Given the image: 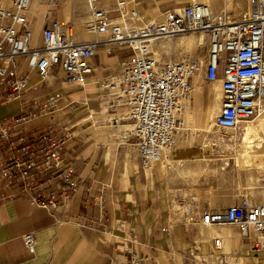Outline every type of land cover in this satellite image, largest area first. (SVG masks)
<instances>
[{"label": "crops", "instance_id": "obj_1", "mask_svg": "<svg viewBox=\"0 0 264 264\" xmlns=\"http://www.w3.org/2000/svg\"><path fill=\"white\" fill-rule=\"evenodd\" d=\"M84 1L79 0L80 9L88 7V12L76 20L67 7L63 9L62 6L64 19L73 21L80 41L105 40L107 34L86 30L85 24L91 18V12L87 1ZM201 1L211 9L212 1L216 7L217 0ZM251 1L238 0L234 6L235 16L246 7L248 10ZM7 2L9 4L10 0ZM180 2L184 1L131 0L130 6L137 8L144 20H152L162 17L161 8L176 7ZM65 3L70 7L73 0H65ZM43 5L46 12L39 25L38 13ZM54 6L51 0L31 1L28 14L35 44H41L42 30L51 19L62 17L59 9L53 15ZM104 6L114 9L117 4L105 0ZM189 34L162 45L157 41L154 50H158L162 58L172 53L174 57L169 59L197 56L202 60L208 53V35L205 32ZM201 38L206 43L204 49H198ZM163 46H169L168 53L161 51ZM132 55L133 50L128 45L101 43L93 55L95 71L83 83H69L55 75L41 79L37 72L32 71L29 73L31 87L21 95L8 97L0 89V166L12 154L14 146L50 124L67 127L71 131L64 153V166L70 170L69 182L59 184L56 206L33 202L29 193H37L36 189L26 192L0 183V264H134V260L138 264H192L189 251L194 245L204 253L213 248L219 254L235 258L238 264H257L264 258V251L255 248L252 236L243 235L238 225L204 224L202 211L212 209L201 208L202 204H187L184 212L177 209L185 206L182 202L189 200L184 195L189 185L185 176L191 171L201 172L195 186L206 198L211 197L224 208L237 199L236 189H224L219 186L217 178H213L218 169L228 168L231 157H224L218 165L222 157L217 156L213 146L206 144L210 132H200L207 122L216 127L215 117L222 104L220 79L208 81L194 76L192 90L181 113L184 121L177 134V145L165 152L163 165L143 168L138 152L135 154V142L123 139L128 145L125 154L131 157L128 159L131 163H127L125 171L118 172L122 161L114 153L119 150L118 144L113 142L107 128L99 127L101 120H96L95 115L104 113V98L106 103L118 100V92L110 90L108 82ZM105 61L113 65L114 73L110 76H105ZM18 62L20 67L22 56ZM24 68L25 64L20 69ZM51 90L61 94L55 111L38 113L34 100H42ZM24 112L30 113L27 119L9 123L12 116H20ZM1 128H6L8 134L3 136ZM191 132L196 133L195 140L202 144H187L192 142ZM233 158L239 167H250L260 172L252 162L247 166L241 165L237 152ZM50 191L49 187H44V199H48ZM101 192L104 196L101 202L92 199V194ZM256 199L264 202V190L256 194ZM194 207L199 208L197 212H193ZM188 217L192 220L188 221ZM28 232H34L36 236L34 251L24 242V235ZM215 237L221 238L218 246Z\"/></svg>", "mask_w": 264, "mask_h": 264}, {"label": "built area", "instance_id": "obj_2", "mask_svg": "<svg viewBox=\"0 0 264 264\" xmlns=\"http://www.w3.org/2000/svg\"><path fill=\"white\" fill-rule=\"evenodd\" d=\"M32 0H0V89L8 97L21 95L31 87L29 73L37 72L41 79L52 75L74 84L83 83L95 71L91 58L104 41H79L74 37L71 20L52 18L44 27L41 44L33 41L34 31L28 17ZM58 5L60 0H51ZM105 0H88L91 18L86 22L90 33H106L109 41L128 42L133 46L132 57L122 65L118 105H125V116H113L118 126L124 118L131 122L125 139L134 141L143 168H150L163 159L177 140L182 123L181 113L194 76L202 70V62L194 57L162 62L154 57L150 39L186 31H207L209 46L205 62V79L221 80L222 104L216 116L220 130L237 128L241 121L256 116L264 104V0H252L251 7L240 17L231 13H215L205 2L191 1L163 11L164 18L144 25L120 24L115 16L140 18L131 0H113L117 7L107 9ZM23 57L18 67V58ZM109 89L115 82L109 80ZM60 92L51 90L42 100H34L38 113L54 112ZM24 112L12 116L10 124L29 117ZM3 136L8 134L1 128ZM71 135L67 127L50 124L13 148L12 154L0 166V183L16 186L29 193L33 202L56 206L61 182H69L70 170L64 166L65 143ZM264 182V180H263ZM48 184L47 186H44ZM44 187L50 188L48 199ZM67 190V187H63ZM91 194V193H90ZM101 202V193L92 194ZM204 224H236L245 236H252L254 247L264 251V202L233 204L224 209L203 210ZM24 242L35 250L34 232L24 235ZM215 244L221 238L215 237ZM134 264H138L134 260Z\"/></svg>", "mask_w": 264, "mask_h": 264}, {"label": "rangeland", "instance_id": "obj_3", "mask_svg": "<svg viewBox=\"0 0 264 264\" xmlns=\"http://www.w3.org/2000/svg\"><path fill=\"white\" fill-rule=\"evenodd\" d=\"M78 0H73V2H77ZM164 1V0H162ZM178 1H184V2H180L177 4V6L185 4L186 2H191L192 0H178ZM196 1H200L201 0H196ZM112 2L116 5V2H114L112 0ZM65 3V0H60L58 5L54 6V10H53V15H56V11L59 9L61 10V19H63V14H64V10H62V6ZM168 3V2H165ZM238 3V0H228V1H224V0H217L215 1L216 7H214L212 1L210 2V5L212 6V10L215 13H231L235 16L236 10L234 8V6H236ZM164 4H161V6H163ZM77 7L81 8V5H78ZM247 9V7L245 9L242 10V12L239 15H236L235 17H240L245 13V10ZM142 10L144 11V9L142 8ZM164 8H161L160 11H164ZM163 17H161L159 20L163 19ZM65 20V19H64ZM132 23H135L133 19H131ZM79 25V24H77ZM70 26L72 27V31H74V26H73V21L71 20ZM86 27V24H85ZM193 31V30H190ZM190 31H186V32H179V33H175L172 37H167V38H163L160 39L158 41L159 44H163L165 42H170V41H174V40H180L181 38L190 35L188 32ZM43 32V30H42ZM185 33V34H182ZM107 37V35H106ZM41 39H42V33H41ZM206 46L205 41L201 38V41L199 42V48L198 49H204V47ZM207 46H209V39H208V43ZM208 50V48H207ZM164 53H168L169 52V46H163V49L161 50ZM156 52H158V54L160 55V52L158 50H156ZM101 57V56H99ZM174 57V54L172 53H168L164 56V59L162 62L168 61L169 58ZM131 58V57H130ZM129 58V59H130ZM128 59V60H129ZM207 60V52L204 55V58L202 59V70L197 73L196 75H198L200 78L204 79L205 78V73H204V67H205V62ZM92 63L95 65L96 61L94 56H92L91 58ZM106 66H104L103 70L105 71V76H110L112 73H114L113 69V65L111 62L109 61H105ZM103 73V74H104ZM103 76V75H102ZM208 82H205V84H207ZM192 90V88H191ZM104 100V113L101 114H97L95 115L96 120H101V124H100V128H107L113 138V142L115 144H118V148L119 150L115 151L114 153L117 154V156H120L121 158V163L119 164L120 166L118 167V172H122L125 171L127 168V163H131L130 156H126L125 152L128 149V145L126 144V141H122L123 139H125V130L131 127V122L124 118L121 122V124H119L118 126H115L111 121V117L113 116H125L128 112V109L125 105H118L116 111L113 113L110 109L109 106L111 104H116L117 101L113 100L111 102H107L106 103V98L103 99ZM254 118V117H253ZM252 119V118H251ZM214 130L216 131V133L218 134V136H221L223 138V140L219 139L218 136L211 138L208 137L207 145L209 146H213L215 151L218 152L217 156L222 157V159L219 160V162H217V164H221L223 162V158L224 157H231L229 159L230 161V165H228V168L226 170H222V169H218L217 173L214 172L213 174V178H217L219 186H221L224 189H236L235 191V197L237 198L236 200H233L230 204L228 205H233V204H241L244 200H246L249 204H258L261 203L262 201H257L256 199V194L263 191L264 190V185L262 182V179H264V165L261 166L260 172H258L256 169L253 168H241L239 167V165H237L235 163V160L233 157H235V152L238 153V155L240 156V162L241 165H243L244 161H247V158L249 159L248 162H252L253 160V152H246V154L244 153V135L242 133V127L238 126L235 129H231V130H219L218 128H214ZM116 134V135H115ZM192 142L187 143V144H202L200 142H197L195 139L197 138L196 133L191 132L190 134ZM175 145H177V143H175ZM251 151V150H250ZM137 149H135V154H137ZM248 153V154H247ZM133 154H131L132 156ZM252 157V158H251ZM254 161V160H253ZM216 162V161H215ZM157 164H164V159L160 160L159 162H156L153 164V166H156ZM254 164V162L252 163ZM201 175V172H188L186 173L185 178L187 179V181L189 182V185L187 186V191L184 192V195H186L189 200L184 201L182 203L185 204V206H180L177 209L181 212H184L187 208L186 205L187 204H191V205H195V204H202L201 208H210L212 210H217V209H222L225 206H221L218 202L214 201L213 199L210 198H206V196L202 195L200 189L198 188V186H195L196 181L198 182L199 176ZM208 176V175H207ZM210 177L212 178V176L210 175ZM209 177V178H210ZM196 199V200H194ZM181 203V205H182ZM227 205V206H228ZM199 208L194 207V211L193 212H197ZM188 221L192 220L191 217L187 218ZM201 225L205 228L206 226L201 223ZM198 243V242H197ZM190 256H192L193 259V263L192 264H238L236 259L227 255H222L216 252V250H213V248L211 250H209L207 253L201 252V250H199L198 245H194L192 250L189 251ZM264 263V258L261 260L257 261V264H263Z\"/></svg>", "mask_w": 264, "mask_h": 264}, {"label": "bare ground", "instance_id": "obj_4", "mask_svg": "<svg viewBox=\"0 0 264 264\" xmlns=\"http://www.w3.org/2000/svg\"><path fill=\"white\" fill-rule=\"evenodd\" d=\"M86 1H87L88 6H89L88 0H85L84 3H86ZM78 5H81V3L79 2V0L77 2H73L70 7H68L67 4L64 3L63 4V9L65 7H67V10H69V12L73 15L74 19L76 20V17H82L84 15V12H88V7L87 8L85 7L83 9H80V7H77ZM32 7H33V4L31 6V9H32ZM89 8H90V6H89ZM45 12H46V6L43 5L41 7V9H40V12L38 13V15H39L38 24L39 25L41 24V21H42V18L44 17ZM90 12H91V9H90ZM163 16H164V13H162V17ZM28 17H29V14H28ZM159 19L160 18H155V19H152V20H144L141 17V15H140V18H138V19L135 18L134 19V22H136L137 25H144L145 23L152 22V21H156V20H159ZM29 20H30V18H29ZM114 21H116L117 23H120V24L132 22L130 20L128 21L125 16H120V15L114 17ZM77 24H78V21H77ZM73 32H74L75 39L76 40H79L76 37L75 31H73ZM197 32H205L208 35V32L207 31H190L188 33H197ZM102 34H106V33H102ZM182 34H185V33H182ZM172 36H175V35H173V34H171V35H160V36L152 37L150 39L151 50H152V53H153V55H154L155 58H157V59H159L161 61L165 60L164 58H162L158 54V52H156L154 50V44L157 41H159L160 39L167 38V37H172ZM33 41H34V35H33ZM98 41H100V40H98ZM101 41H104L102 43L112 42V43H116L118 45H128L133 50V46L130 43L126 42V41L125 42L109 41L108 38H106L105 40H101ZM99 45L97 46V48L95 50V53H96ZM190 57L197 58V59H199L202 62V60L200 58H198L197 56H189L187 58H190ZM184 59H186V58H184ZM184 59H181V60H184ZM169 60H174V59H168V61ZM175 61H179V60H175ZM121 72H122V69H121V71L118 74H116L115 76H113V78L111 79V81H113V82L116 83V84H111V86H112L111 89L114 90V91H117L118 93L120 92L119 83H120V80H121ZM251 118H247V119L242 120L241 123H240V125H239V126L242 127V133L244 135V140H245L244 141V148L243 149H244V153L245 154L248 151L254 153V155H253L254 156L253 157V160L254 161L252 160V163L254 162V164L257 167L260 168L261 166L264 165V104H263L262 111L259 114H257L256 116H254V118L253 117H251ZM183 121L184 120L182 119V123L178 127L177 134H178L179 130L182 128V126H183ZM215 126H216V117H215ZM218 129L220 130V128H218ZM206 131L210 132L208 136H211V138L218 136V134L216 133V131L214 130V128L211 125H209V122H207L206 125L200 129V132L203 133V134H205ZM218 137H219V139L223 140V138L221 136H218ZM176 143H177V140H176ZM248 160L249 159L247 158V161H244L243 166H247ZM263 180H262V182H263ZM263 185H264V182H263ZM209 225H212V224H209Z\"/></svg>", "mask_w": 264, "mask_h": 264}]
</instances>
